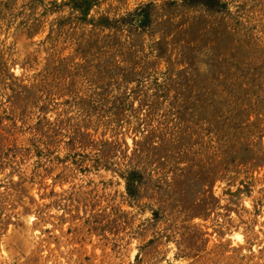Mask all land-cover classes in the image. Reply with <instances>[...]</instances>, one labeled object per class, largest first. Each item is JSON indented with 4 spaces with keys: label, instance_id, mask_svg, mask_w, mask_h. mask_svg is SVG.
<instances>
[{
    "label": "rangeland",
    "instance_id": "obj_1",
    "mask_svg": "<svg viewBox=\"0 0 264 264\" xmlns=\"http://www.w3.org/2000/svg\"><path fill=\"white\" fill-rule=\"evenodd\" d=\"M192 2L0 0V264H264V0Z\"/></svg>",
    "mask_w": 264,
    "mask_h": 264
},
{
    "label": "trees",
    "instance_id": "obj_2",
    "mask_svg": "<svg viewBox=\"0 0 264 264\" xmlns=\"http://www.w3.org/2000/svg\"><path fill=\"white\" fill-rule=\"evenodd\" d=\"M185 1L193 3L192 0H185ZM197 1H199L200 5H203L208 9H215L216 7H218V0H197ZM148 21H149V16L148 15L144 16L143 22H148Z\"/></svg>",
    "mask_w": 264,
    "mask_h": 264
}]
</instances>
